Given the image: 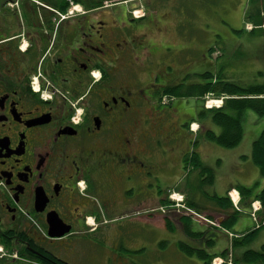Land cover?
Returning <instances> with one entry per match:
<instances>
[{
	"label": "flooded vegetation",
	"instance_id": "obj_1",
	"mask_svg": "<svg viewBox=\"0 0 264 264\" xmlns=\"http://www.w3.org/2000/svg\"><path fill=\"white\" fill-rule=\"evenodd\" d=\"M118 7L0 0V247L18 258L142 263L148 220L190 178L194 112L161 98L177 65L152 13ZM49 218L69 233L49 238Z\"/></svg>",
	"mask_w": 264,
	"mask_h": 264
},
{
	"label": "rangeland",
	"instance_id": "obj_2",
	"mask_svg": "<svg viewBox=\"0 0 264 264\" xmlns=\"http://www.w3.org/2000/svg\"><path fill=\"white\" fill-rule=\"evenodd\" d=\"M74 3H81V2H94L96 4H101L102 0H72ZM106 5H110L113 3H117L119 7H122L124 11H126V14L130 18L133 17V19L144 15V13H152V18L150 19V23H152V26H158L160 28L165 27L168 24L173 23L175 25L176 23L184 22L187 25H189V30L187 32V36L189 37H195V39L187 40L185 41L184 38L182 39L174 36V39L171 40L168 44H173L171 46L162 48V58L168 60L173 59L174 56L179 57L182 56L184 60H180V63L178 65H181L179 68L182 70H178V74L182 80L183 75L186 72H188V69L190 70H200L204 68L205 61L202 60L203 56H208V58L211 59V63L214 67H218L220 64V59L226 60L229 63L232 64V71H238L245 72V70L240 68V65L243 64V60L247 59L248 57L250 59H253L254 55L249 53H246V55L239 52L237 49V46H234V40L235 38H238L240 41H246L248 36L245 33L237 34L235 31L239 30L240 24H243V19L246 18L247 13L245 12V5L243 0H114V1H106L104 2ZM222 6L223 11H220V7ZM118 7V8H119ZM130 11V13L128 12ZM132 11V14H131ZM234 16V17H233ZM250 28H252L251 24H248ZM229 30L231 32H229ZM164 34V32H163ZM207 35L205 38L203 36ZM218 35V36H217ZM223 36V37H222ZM152 38V37H150ZM177 40L180 42V40H183L184 43L181 45H178ZM226 43V44H224ZM213 46V47H210ZM208 47V48H207ZM212 49L211 56L209 57L208 53ZM243 51V49H241ZM180 52V53H179ZM260 55V53H258ZM143 56H148V51L145 50ZM190 56V57H189ZM144 57V58H145ZM191 61L192 63L190 67H188L186 64H189L185 61ZM141 62V61H140ZM215 70V68H214ZM180 71V72H179ZM216 71V70H215ZM214 71V72H215ZM154 79V75L152 76ZM261 77V76H260ZM232 77L235 81L239 80H247L248 82H253L256 79H259L258 82H262L264 80V77ZM194 80V79H193ZM163 79L158 83H161ZM171 97L166 96V99L169 100ZM173 101L180 100V107L188 108L191 111L195 112L196 114L200 112V110H211L212 108H220L223 104L221 102L222 98H217L214 94L209 93L208 96L205 98V100H199V99H193V98H171ZM209 107V108H207ZM208 119V118H207ZM262 122V121H261ZM203 125L196 124L194 126V134L192 139L195 137L198 139L204 147V151L206 153V156L203 155L202 151H200V145H199V153L202 157V165L204 167H210L211 169H214L216 171V174L220 179L226 178L225 176H228L230 173H233L236 171L237 161L233 160L234 154L233 152H230V150L226 149H220L210 143L206 144L205 140H202L201 131H207L208 129L212 128L210 126L209 119L206 121L201 122ZM260 124V122H255L253 125L256 127ZM199 126V127H198ZM199 128V129H198ZM201 136V137H200ZM203 155V156H202ZM229 160V163H228ZM246 161V159H243ZM224 162V163H223ZM223 163V164H222ZM228 163V164H227ZM221 164V165H219ZM192 171V170H191ZM236 173H234L235 175ZM198 176V173L195 171V173L192 174L190 179L188 180V183H182L181 186L174 190V193L172 194L175 197V202H179L181 206L176 205V213H168L173 214L171 215L170 220L171 221V227L172 230H168L166 227V219L168 216L165 215H156L153 218H150L148 220V229H149V235L147 236L149 248L146 254H148L149 260L152 259H160L164 260L162 264H172L178 263V264H185L186 261L183 259V257L176 253V250L169 249L166 252L158 253L155 255L154 253V246L156 245L157 241L161 239H167L169 241H177L181 238V232H180V223L178 219L182 216H186V218L193 222V225L198 223L201 227L208 226V227H214L218 230V233H220L225 239L227 237V241L225 240L223 242V245L226 246V243L228 244L226 247L227 250V259L226 258H217L214 260V262L217 260L222 262V264H235L237 260L240 259L241 254H243L247 250H253V251H259L262 247V243L264 242V227H259L258 232L254 231L257 229H247L246 232L242 234L235 233L231 228H223L220 223L221 219L222 222L225 221L223 219V213L221 212H211L207 214V216L212 215L213 221L205 220L207 219L205 216H196L193 211H190L187 206L188 199L192 198L193 190L195 188V181L196 177ZM237 181V180H236ZM222 183V181H220ZM189 187V188H188ZM222 185L219 188V190L222 189ZM210 192L214 189L207 188ZM173 191V189H171ZM212 193V192H211ZM236 194V193H235ZM233 194V197L234 195ZM237 197V194H236ZM168 206L169 203H166L164 206ZM167 212L166 208H164ZM210 212V211H209ZM208 213V212H207ZM240 215V214H239ZM238 215V217H239ZM259 215H264V210L260 213H257V218ZM174 218V219H173ZM92 223V222H90ZM211 225V226H209ZM173 233V235L171 234ZM235 239L245 242L246 245L242 246L239 249H236L232 246V241ZM249 240V243L247 244V241ZM223 247V246H221ZM225 250V249H223ZM12 255L9 258L5 256L4 254ZM24 254V252H21ZM103 253V251H102ZM3 258L0 257V264H28L25 261H18L15 259L16 255L12 251H3L0 253ZM107 254H110L112 257V262L106 263V264H119L117 261L115 262L114 258H126L129 256V253L126 250H112L107 251ZM84 258V257H83ZM82 258V261H78L75 264H103V263H97V262H86L85 259ZM66 262L69 263V260L65 259ZM216 261L215 264H218ZM189 262V260L187 261ZM197 262H189L188 264H196Z\"/></svg>",
	"mask_w": 264,
	"mask_h": 264
},
{
	"label": "trees",
	"instance_id": "obj_3",
	"mask_svg": "<svg viewBox=\"0 0 264 264\" xmlns=\"http://www.w3.org/2000/svg\"><path fill=\"white\" fill-rule=\"evenodd\" d=\"M106 1L113 0H102L101 4L99 5H102ZM89 3L97 5L94 2ZM256 36V34L251 35L252 38ZM162 48L163 47L160 48L161 51ZM211 52L212 49L210 50L209 54H211ZM158 60L169 62V64L173 66L174 70L175 65H177L178 70H182L179 68V62L177 63L176 59L166 60L161 56ZM227 67L228 72H230L229 74H227V70H222L220 72L204 70L201 74L192 73L190 70L189 72L191 73L185 71L182 80H180V82L175 81L173 84L166 85L161 95L170 96L171 98H193L204 100L209 93H212L217 98H222L223 105L220 108L211 109L208 111L203 109L200 110L199 114L194 112L195 117L193 122L197 121L199 124L203 125L201 122L209 119L210 126L212 128L205 132L203 139L218 148L234 150L238 148L244 140L247 125V114L252 113L255 114L259 119H264V80L262 82H258L259 79H256L253 82L239 80L238 82L232 77L261 76L260 78H262L264 75H253L246 73V71H238V73H236V71L233 72L231 69V63H228ZM158 73V76L162 78L164 72L160 70ZM156 74L157 71L153 74L154 77ZM162 79L163 81L160 84L165 83V78ZM159 81L160 80H158V82ZM161 98L163 99L164 97ZM197 144L198 142L195 143L194 146L197 147ZM252 160L259 168L261 175L264 176V127L261 129V132L257 138L253 141ZM186 166L187 168L191 166L194 169L193 172L196 171L198 173L195 181V188L193 193H191L192 198L188 199L187 201L188 208L199 215H205L207 214V211H217L229 215V212L232 209V204L226 195H220L215 191V172L210 168L204 167L195 153L192 154L191 159H189V161L186 163ZM186 170H184V174L188 173L191 177L193 173H189ZM207 188L214 190L211 191V193ZM237 188L240 194L243 196L242 206H244L246 202L245 196L250 193V189L242 185L238 186ZM256 200L260 201L264 210V189L257 195ZM166 203H169L168 200L165 201L164 205ZM245 206L248 207L249 205ZM236 214L238 213L233 210L230 217H233ZM207 217L209 220H213V217ZM260 218V223L264 225V215L260 216ZM179 221L182 227L181 234L184 240L174 241L176 242V248H178L181 254L189 260L197 259L198 263L202 262V264H211L212 260L217 256V254L212 252L214 251L216 243L219 239L218 230L211 226L206 233L198 234L196 231L191 230L190 225L192 222L186 217H180ZM222 226L227 227V223L222 224ZM166 227L168 230H172L171 221L169 218L166 219ZM254 231L258 232V230ZM248 243L249 240L247 241V244ZM167 245L168 241H162L159 246V251H154L155 255L162 252L161 248L164 249L167 247ZM244 245H246L245 242L241 243V241L237 239H235L232 243V246L236 249H239ZM220 254L221 257L227 259V250H224L223 252L221 251ZM147 257L148 254L146 255L145 262H147ZM47 259L54 261L44 262L42 260H32L23 254H20L18 261L31 260L32 264H70L58 259H53L49 255L47 256ZM134 264L141 263L134 262ZM235 264H264V245L259 251H245L243 254H241L240 259L237 260Z\"/></svg>",
	"mask_w": 264,
	"mask_h": 264
},
{
	"label": "crops",
	"instance_id": "obj_4",
	"mask_svg": "<svg viewBox=\"0 0 264 264\" xmlns=\"http://www.w3.org/2000/svg\"><path fill=\"white\" fill-rule=\"evenodd\" d=\"M244 5H245V9H246V18L243 19V24H240V33H245L248 36L251 34L250 32L245 30V26L244 23L247 24H252L253 26H255V28H262L264 27V0H243ZM220 11H223L222 6L220 5ZM171 28H174L170 25ZM250 33V34H249ZM259 33L256 37L250 38L248 37L246 41H240L238 38L233 39L234 40V46H237V49L239 52H241L242 54L246 55V53H249L248 55H246L247 57L250 54H253L254 57L253 59H250L249 57L247 59L243 60V64L240 65V68L245 70L246 73H250L253 75H260L263 74L264 75V28L263 29H257L255 30L252 35ZM184 38V37H183ZM182 39V38H180ZM185 40V39H184ZM187 41V40H185ZM178 44H183L184 41L180 40V42L177 40ZM226 44V43H224ZM208 48V47H207ZM241 49H243V51H241ZM258 53H260V55H258ZM205 59H202L205 61V65L204 68L197 70L196 74H201L204 70L205 71H217L220 72L222 70H227V66H228V62L226 60H222V58L220 59V64L218 67H214L211 63V60L208 59V57L205 55L204 57ZM215 68V70H214ZM230 72H228L227 70V74H229ZM181 108H183L181 106ZM260 122V124L258 126H254L253 124L255 122ZM262 121V122H261ZM264 127V119H259L255 114L252 113H248L247 114V125H246V132H245V137L243 142L241 143V145L230 151L233 152L232 154H234L233 156V160L237 161V166H236V171L233 173H230L228 176H225L226 178L220 179L218 178L217 174H216V178H215V191L218 192L220 195H225L226 193H228L230 190L237 188L238 186H244L247 187L248 189H250V193L248 195H246V204L249 203L250 201H256V197L257 195L264 189V176L261 175V172L259 170V168L254 164L253 160H252V144L253 141L257 138V136L260 134L261 129ZM208 144V143H206ZM200 151H202L203 155L206 156V153L204 151V147L203 144L200 143ZM202 155V156H203ZM243 159H246V161H244ZM224 163V162H223ZM222 163V164H223ZM229 163V160H228ZM227 163V164H228ZM234 173H236L234 175ZM237 180V181H236ZM222 181V183L220 182ZM222 185V189L224 190H219V188ZM242 209L243 212L240 213L239 217H230V215L224 216L223 218L225 219L224 222L221 223H227V228H231L235 233L238 234H242L244 232L247 231V229H252L254 226V221L253 219L250 217V207H246L243 206ZM208 212V213H207ZM206 213L209 214L211 212L214 211H207ZM216 212V211H215ZM232 212V211H230ZM207 214H205V216H207ZM180 223V221H179ZM181 225V224H180ZM211 226V225H209ZM191 230L192 231H196V233L198 234H204L207 232V230L209 229V227L206 225L204 227H201L200 224L196 223L193 225V222L190 225ZM182 227H180V232H181ZM173 235V233H171ZM148 235H149V229H148ZM219 239L216 243V247L214 249V251L212 253L217 254L216 257H219L221 254V251L223 252L226 247H227V243L226 246L223 245V242L226 240L227 241V237H225V239H223L224 237L218 233ZM179 240H184L182 235L181 238L178 239ZM162 241L167 242L168 241V245L166 248L162 249L160 253L166 252L172 248V250H176V253H179L183 259L186 261L185 264H188L189 262H198L197 259H188L186 257H184L181 252L178 250V248H176L175 243L176 242H170L167 239H161L159 241H157L156 245L154 246V251H159V246L160 243ZM233 242V241H232ZM264 245V242L262 243V246ZM223 246V247H221ZM149 248V244L147 246V249ZM148 251V250H147ZM211 253V254H212ZM213 254V255H214ZM189 260V262H187ZM147 262H145V260L141 263V264H162L164 262V260H160V259H155V260H149L148 257L146 259ZM172 264H178V263H173ZM202 263V262H201ZM197 264V263H196Z\"/></svg>",
	"mask_w": 264,
	"mask_h": 264
},
{
	"label": "water",
	"instance_id": "obj_5",
	"mask_svg": "<svg viewBox=\"0 0 264 264\" xmlns=\"http://www.w3.org/2000/svg\"><path fill=\"white\" fill-rule=\"evenodd\" d=\"M49 224H50V230L48 232L49 238H61L65 236L67 233H69L68 228H63L60 225V222L56 218H49Z\"/></svg>",
	"mask_w": 264,
	"mask_h": 264
},
{
	"label": "bare ground",
	"instance_id": "obj_6",
	"mask_svg": "<svg viewBox=\"0 0 264 264\" xmlns=\"http://www.w3.org/2000/svg\"><path fill=\"white\" fill-rule=\"evenodd\" d=\"M234 194H235V193H234ZM234 198H236V194L234 195ZM215 263H216V262H215ZM215 263H214V264H215Z\"/></svg>",
	"mask_w": 264,
	"mask_h": 264
}]
</instances>
